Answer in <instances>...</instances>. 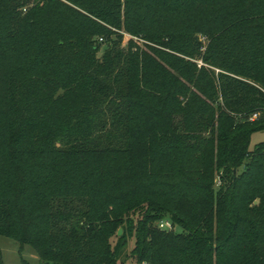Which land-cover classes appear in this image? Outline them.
Segmentation results:
<instances>
[{"label":"trees","instance_id":"1","mask_svg":"<svg viewBox=\"0 0 264 264\" xmlns=\"http://www.w3.org/2000/svg\"><path fill=\"white\" fill-rule=\"evenodd\" d=\"M263 130L264 0H0V236L43 264H264Z\"/></svg>","mask_w":264,"mask_h":264},{"label":"rangeland","instance_id":"2","mask_svg":"<svg viewBox=\"0 0 264 264\" xmlns=\"http://www.w3.org/2000/svg\"><path fill=\"white\" fill-rule=\"evenodd\" d=\"M123 44L126 42L128 36L124 34ZM264 140V130L257 131L251 134L249 149H251L255 143ZM166 218V217H165ZM166 220V219H163ZM170 230L179 231L180 227L177 225H172L169 228ZM114 238L111 239L114 242ZM134 240L131 239L128 243L127 251H130ZM128 254V252H127ZM0 264H43L35 251L29 246H25L24 249L18 251V243L8 237L0 236ZM123 264H136L134 259H131L130 256L125 259Z\"/></svg>","mask_w":264,"mask_h":264},{"label":"built area","instance_id":"3","mask_svg":"<svg viewBox=\"0 0 264 264\" xmlns=\"http://www.w3.org/2000/svg\"><path fill=\"white\" fill-rule=\"evenodd\" d=\"M254 117H256V114H254L252 118H254ZM157 225L159 228L169 229L171 226V223L168 220H161L157 223Z\"/></svg>","mask_w":264,"mask_h":264},{"label":"water","instance_id":"4","mask_svg":"<svg viewBox=\"0 0 264 264\" xmlns=\"http://www.w3.org/2000/svg\"><path fill=\"white\" fill-rule=\"evenodd\" d=\"M121 233V229L119 228L117 231V234L119 235Z\"/></svg>","mask_w":264,"mask_h":264}]
</instances>
